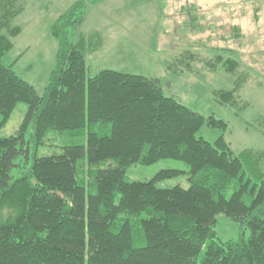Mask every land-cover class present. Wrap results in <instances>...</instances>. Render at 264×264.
<instances>
[{
    "label": "trees",
    "instance_id": "trees-1",
    "mask_svg": "<svg viewBox=\"0 0 264 264\" xmlns=\"http://www.w3.org/2000/svg\"><path fill=\"white\" fill-rule=\"evenodd\" d=\"M25 1L0 0V128L20 103L28 106L16 133L0 136V264H264V180L245 172L225 139L228 123L167 96L159 79L114 70L90 76L92 43L76 34L102 0H78L52 24L57 54L40 94L4 62L22 33L15 20ZM194 52L179 55L186 70L198 60L228 74L240 67L231 50L211 59ZM244 84L217 91L219 103L246 107ZM204 126L221 132L214 143L198 137ZM52 133L86 134L87 144L39 156ZM162 160L189 170L126 179L131 166ZM184 174L188 187L158 185ZM221 214L246 227L250 238L219 241Z\"/></svg>",
    "mask_w": 264,
    "mask_h": 264
},
{
    "label": "rangeland",
    "instance_id": "rangeland-1",
    "mask_svg": "<svg viewBox=\"0 0 264 264\" xmlns=\"http://www.w3.org/2000/svg\"><path fill=\"white\" fill-rule=\"evenodd\" d=\"M76 1L26 0L25 10L15 20L22 33L13 39L14 48L4 62L13 64L16 73L40 94L57 54L51 26ZM236 28L240 32L234 31ZM76 35L91 40L87 51L90 76L114 70L159 79L167 96L176 97L205 117L226 121L225 139L242 159L245 172L254 182L264 180V0H102L88 11ZM183 50L195 51L205 59L231 50L240 67L237 73L228 74L219 67L212 71L198 60L192 64L193 71L186 70L177 61ZM237 81L245 83L239 94L242 105L247 106L234 109L220 104L216 92L233 89ZM27 111L28 106L20 103L0 128V136L15 134ZM220 135L207 126L198 133L210 143ZM86 138V134L52 133V142L39 149V156L60 153L63 145H86ZM166 169L189 170L182 162L162 160L151 166H131L126 179L146 182ZM19 175L14 170L13 176ZM84 175L88 182L87 164ZM158 185L188 187L187 175ZM231 194L229 190L227 197ZM215 231L223 242L238 240L241 235L248 240L251 235L246 227L223 214L217 217Z\"/></svg>",
    "mask_w": 264,
    "mask_h": 264
}]
</instances>
